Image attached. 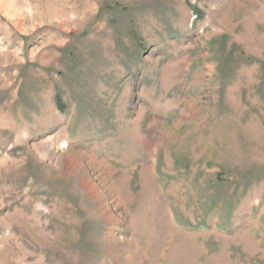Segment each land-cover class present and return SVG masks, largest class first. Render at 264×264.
I'll use <instances>...</instances> for the list:
<instances>
[{"label": "rangeland", "instance_id": "1", "mask_svg": "<svg viewBox=\"0 0 264 264\" xmlns=\"http://www.w3.org/2000/svg\"><path fill=\"white\" fill-rule=\"evenodd\" d=\"M0 264H264V0H0Z\"/></svg>", "mask_w": 264, "mask_h": 264}]
</instances>
